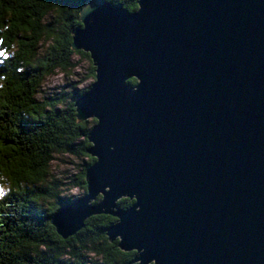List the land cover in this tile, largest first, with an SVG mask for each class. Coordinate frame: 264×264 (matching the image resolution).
I'll return each mask as SVG.
<instances>
[{
  "label": "water",
  "instance_id": "95a60500",
  "mask_svg": "<svg viewBox=\"0 0 264 264\" xmlns=\"http://www.w3.org/2000/svg\"><path fill=\"white\" fill-rule=\"evenodd\" d=\"M122 8L88 0L72 31L95 67L75 102L95 161L52 225L115 216L109 239L144 264H264V0Z\"/></svg>",
  "mask_w": 264,
  "mask_h": 264
},
{
  "label": "trees",
  "instance_id": "16d2710c",
  "mask_svg": "<svg viewBox=\"0 0 264 264\" xmlns=\"http://www.w3.org/2000/svg\"><path fill=\"white\" fill-rule=\"evenodd\" d=\"M87 1L38 0L50 4L53 13L63 11L60 17L45 16L41 23L44 9L32 0H0V51L7 55V59L0 57V192L4 193L0 196V264H135L136 252L122 250L119 239L111 241L107 235L115 216L92 215L67 238L51 223L53 214L73 199L66 192L87 191L86 171L95 158L84 149L90 147L87 136L95 119L77 121L75 102L85 92L75 87L78 82L66 100L63 91L45 97L51 112L39 106L33 93L42 91L39 81L48 65H77L76 56L91 62L94 80L89 53L72 49V31L82 25L77 9L66 7H81ZM121 5L134 11L138 0H121ZM136 82L127 80L129 85ZM58 103L63 106L56 108ZM50 144L69 155L80 154L82 165L61 177L43 170L52 158ZM132 203L133 199L123 197L117 206L127 208Z\"/></svg>",
  "mask_w": 264,
  "mask_h": 264
},
{
  "label": "clouds",
  "instance_id": "9594fccd",
  "mask_svg": "<svg viewBox=\"0 0 264 264\" xmlns=\"http://www.w3.org/2000/svg\"><path fill=\"white\" fill-rule=\"evenodd\" d=\"M140 2V0H139ZM33 4H36L37 8L44 9L41 12V23L44 22V17L47 15L55 14L57 17H60L63 15V11H56L53 13V9L51 8V5H41L38 3V0H32ZM105 3L110 4L113 7H120L121 10L124 11V9L121 6V0H105ZM65 6H61L62 10ZM68 9L76 8L77 9V15L79 18H81L82 15V9L81 7H68ZM141 11V8L139 11L133 13L138 14ZM71 13H68L69 18H71ZM47 46V45H45ZM36 65L33 64V67ZM49 68L48 71L44 73V76L39 81V88L43 90L42 91H36L33 93L34 99L39 102V106L48 109L49 112L52 111V105L45 102L46 96H51L52 93L49 91L50 89H56L57 92L63 91L68 94V96L65 97V100L68 99L71 94L75 91V88L73 87L72 82H78L75 87L84 88L85 92L88 91L89 86H94L92 83L93 81V73L90 72L91 69V62H86L84 66H81L80 64L77 65H66L64 62L56 63L55 65H48ZM76 73H79V75H76ZM62 103H58L55 105L56 108L62 107ZM37 111H39V108H37ZM31 115V113H29ZM49 147L53 148L54 150L50 153V156L52 157L49 159L44 167L43 170L52 173L55 170H58L62 167H68L69 162H72V166H78L82 165L84 157H82L80 154H73L69 155L68 152L64 151V149L61 147L59 149L55 148V145L50 144ZM90 149L85 148L84 151H89ZM109 150H114V147L110 146ZM48 179H52V176L50 175ZM4 193L0 194L2 196ZM135 209L140 211L138 204L135 205ZM142 250L138 255L133 257V260H138L140 264H144L143 260L141 259ZM155 260L156 259H150ZM149 261V260H148ZM147 261V264H148Z\"/></svg>",
  "mask_w": 264,
  "mask_h": 264
},
{
  "label": "rangeland",
  "instance_id": "374dc122",
  "mask_svg": "<svg viewBox=\"0 0 264 264\" xmlns=\"http://www.w3.org/2000/svg\"><path fill=\"white\" fill-rule=\"evenodd\" d=\"M75 60L78 61L77 64H80L81 66H84L86 63V61L84 59H80L78 56L75 57ZM76 75H79V73H76ZM72 83H73V85H75L76 82H72ZM49 91L51 93H54V94L57 93L56 89H50ZM71 170H73V166H72V162L70 161L68 167H62L58 170H55L52 173L61 177L65 174H67L68 172H70ZM66 195H68V197L75 198V197H79V196L84 195V193L81 190L74 188V189H71L69 192H66Z\"/></svg>",
  "mask_w": 264,
  "mask_h": 264
},
{
  "label": "snow or ice",
  "instance_id": "6c2138e0",
  "mask_svg": "<svg viewBox=\"0 0 264 264\" xmlns=\"http://www.w3.org/2000/svg\"><path fill=\"white\" fill-rule=\"evenodd\" d=\"M0 57H4L5 59H7V55L4 51H0ZM0 194H2V192H0Z\"/></svg>",
  "mask_w": 264,
  "mask_h": 264
}]
</instances>
